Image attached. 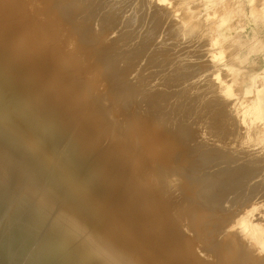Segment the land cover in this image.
Returning a JSON list of instances; mask_svg holds the SVG:
<instances>
[{
    "label": "bare ground",
    "instance_id": "6f19581e",
    "mask_svg": "<svg viewBox=\"0 0 264 264\" xmlns=\"http://www.w3.org/2000/svg\"><path fill=\"white\" fill-rule=\"evenodd\" d=\"M67 1L0 0V264H264V70L239 88L190 0ZM115 31L146 36L121 66ZM165 52L148 100L114 84Z\"/></svg>",
    "mask_w": 264,
    "mask_h": 264
},
{
    "label": "rangeland",
    "instance_id": "374dc122",
    "mask_svg": "<svg viewBox=\"0 0 264 264\" xmlns=\"http://www.w3.org/2000/svg\"><path fill=\"white\" fill-rule=\"evenodd\" d=\"M73 0H69L67 2L72 3ZM84 1V0H82ZM191 4L194 5V11L193 13L197 14L198 16H204L206 13L210 11H217L216 15L214 17V21H217L219 24H217L216 31L217 33L226 40H231L234 45L233 51L238 55L239 57V63L237 64L238 67V76L243 77V81L241 82V87H247L251 84V79L253 76H255L257 73L264 70V0H190ZM235 3V4H234ZM196 6V7H195ZM260 6V7H259ZM78 8V10L84 9L81 5ZM259 7V8H258ZM258 8V10H257ZM93 5L90 7L91 11H94ZM255 10V12L253 11ZM217 16V17H216ZM242 21V22H241ZM89 23H93L94 19H89ZM148 21L146 19L141 18L140 20H137L136 23H138L139 26H145ZM121 29V28H120ZM108 38H114L115 41L113 42V54L117 53H123V58H119L121 61L120 65L123 63V61L128 59H133L135 54L132 51L133 46L139 42L142 38H146V36H140V35H126L121 37L120 33L113 32L111 35L108 34ZM107 39L106 37L104 38ZM168 41L172 39H167ZM166 40V41H167ZM196 44V54L202 51L203 45L199 44L198 42H194ZM199 44V45H198ZM179 45L174 48V50H178ZM190 49V48H189ZM189 49L187 46L183 47V54L178 53L177 54V65L182 66V61H179L180 58L183 59L184 56L189 54ZM230 51H232L230 49ZM170 52H165L163 58L160 59V61L163 63V65L156 64V58H151L149 54H147V58L153 59L152 65H148V61H146L145 57L142 62V64L133 66V69H129V71L126 70V74H123L124 78L123 80H118L117 82H114V84H121L124 86V88H132V94L129 93L126 94L121 101H125V97L129 96L136 97V100L142 101V100H148L147 95L151 94L156 88H158L160 85H158V79L160 78H168L173 75L174 78H178L176 75L183 77L184 74L179 71L175 72L177 74H173L172 68L174 67V59L172 57H169ZM140 55L138 52L136 53V56ZM215 63L217 65L221 64V61L216 60ZM186 64V63H184ZM188 65V64H186ZM200 66L207 67L208 64L199 63ZM216 65V64H215ZM210 66V65H209ZM208 66V67H209ZM182 73V74H181ZM176 76V77H175ZM113 84V85H114ZM158 85V86H156ZM106 89V88H105ZM108 90V87L107 89ZM105 90V91H106ZM168 90V89H167ZM232 99L234 98L231 97ZM230 101V100H227ZM264 103V100H263ZM147 104H143V108H147ZM157 109V107H155ZM154 109V115L158 117L157 111ZM163 117V115H160ZM177 115H168L166 119L162 120L163 123L158 124L159 129L166 128V131L172 130L173 133L178 132L179 126H175L174 122L176 120ZM173 123L172 125H170ZM163 130V131H164ZM187 136H192V138L197 139L196 143L194 144L195 150L199 147L201 150V143H204L206 138L204 135H200V132L198 130L193 129L191 132L186 133ZM205 139V140H204ZM224 140V139H223ZM210 145V144H209ZM211 146V145H210ZM218 147V146H217ZM213 164V163H212ZM229 164L226 163L225 167H227ZM209 168V166H208ZM212 167L210 168V170ZM249 175V174H248ZM259 179L256 177H253L251 181L246 183L247 186L255 184ZM257 192H259L257 190ZM264 191L262 190L257 194V197H259V200L262 201L264 199ZM263 193V194H262ZM262 197V198H261ZM254 203H249L245 206L249 208V210H252V213H256L260 211L259 217L260 220L264 223V217L260 216L261 211L264 209L263 204H261L258 200L256 202V199L253 200Z\"/></svg>",
    "mask_w": 264,
    "mask_h": 264
}]
</instances>
